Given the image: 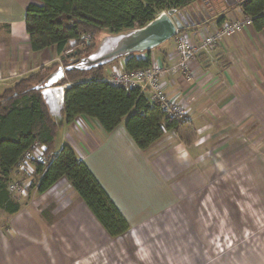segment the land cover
Segmentation results:
<instances>
[{"label":"crops","instance_id":"0c3cea01","mask_svg":"<svg viewBox=\"0 0 264 264\" xmlns=\"http://www.w3.org/2000/svg\"><path fill=\"white\" fill-rule=\"evenodd\" d=\"M32 1L0 0V95L18 82L50 69L40 83L31 87L42 88L44 104L59 124L52 155L66 144L72 146L130 229L117 238L110 237L63 177L43 194L36 189L27 191L23 199L30 196V201L22 204L23 199H18L21 210L17 214L0 210L2 248L8 247L11 231L29 227L32 219L55 222L60 215L70 217L71 229L75 230L70 233L72 237H135L148 225L170 218L167 214L175 207L196 205L200 194H205L211 171L215 214L221 216L222 207H229L231 212L239 204L236 195L243 197L246 189L261 199L264 208V30L258 32L253 25L246 26L210 54H197L188 69L163 74L160 80L169 98L184 102L188 108L196 138L187 144L171 130L142 150L126 129L127 117L111 132L85 115L67 122L64 93L74 82L63 84L65 72L56 46L32 50L25 23L26 8ZM242 1L198 0L177 11L204 12L205 19L183 28L196 41L197 33L204 28H221L247 17L239 5ZM175 45L174 37L154 49L153 60L162 67L170 66ZM125 63L123 58L108 64L105 77L114 67L125 69ZM23 176L18 167L11 177L17 182ZM51 204L53 219L48 220L43 212ZM35 207L37 214L30 211Z\"/></svg>","mask_w":264,"mask_h":264},{"label":"trees","instance_id":"16d2710c","mask_svg":"<svg viewBox=\"0 0 264 264\" xmlns=\"http://www.w3.org/2000/svg\"><path fill=\"white\" fill-rule=\"evenodd\" d=\"M196 1H32L26 8L25 18L32 50L39 52L56 46L65 72L63 84L74 82L64 93L67 122L85 115L95 118L106 132H111L127 117L126 129L142 150L150 148L171 130L191 144L196 138V129L190 120L165 119L160 105L138 87L117 86L106 81L105 68L111 63L81 68L79 61L83 53L94 48V38L100 32L120 35L144 27L162 12L181 10ZM239 5L252 19L255 30L263 31L264 0H244ZM154 49L144 52L146 58H138L140 53H134L118 60L126 59L128 72L144 69L152 65ZM49 71L24 79L0 95V210L11 215L21 210V203L10 190L11 183L15 182L12 172L20 166L25 152L38 144L45 148V163L32 161L34 175L27 191L36 189L43 194L61 178H67L107 234L117 238L127 232L130 225L86 163L68 144L52 155L59 124L51 118L44 104L42 88L31 87L40 83ZM25 177L24 174L17 182L22 184Z\"/></svg>","mask_w":264,"mask_h":264},{"label":"rangeland","instance_id":"374dc122","mask_svg":"<svg viewBox=\"0 0 264 264\" xmlns=\"http://www.w3.org/2000/svg\"><path fill=\"white\" fill-rule=\"evenodd\" d=\"M114 36L100 32L94 48L81 57L98 55ZM212 175V171L207 175L205 194H200L196 205L175 207L167 214L170 218L148 225L135 237H72L75 230L70 217L60 215L55 222L46 223L32 219L29 227L11 231L7 248L0 246V264H264L261 199L246 189L243 197L236 195L238 206L231 212L222 207L219 216L215 214ZM29 201L30 196L21 203ZM53 207L48 205L43 212L48 220L53 219ZM30 211L37 214L36 207Z\"/></svg>","mask_w":264,"mask_h":264},{"label":"built area","instance_id":"2783aa9c","mask_svg":"<svg viewBox=\"0 0 264 264\" xmlns=\"http://www.w3.org/2000/svg\"><path fill=\"white\" fill-rule=\"evenodd\" d=\"M250 25H252V19L245 17L244 19H237L226 23L221 28H204L197 33L196 41L187 32L178 30L175 49L170 55L172 60L170 66L162 67L152 58L151 66L134 72H128L125 69L114 67L105 80L112 85H122L128 88L138 87L141 92L147 94L153 101L160 105L165 119L189 120L188 108L185 103L173 101L169 98L161 83V76L170 71L174 72L188 69L190 62L197 54H210L226 38L235 37L246 26ZM137 57L146 58L147 54L141 52ZM44 151L45 148L43 146L35 144L25 152L19 167L26 177L22 184L13 182L10 185V190L14 192L18 199L27 194V189L33 179L34 167L32 161L45 163Z\"/></svg>","mask_w":264,"mask_h":264},{"label":"water","instance_id":"95a60500","mask_svg":"<svg viewBox=\"0 0 264 264\" xmlns=\"http://www.w3.org/2000/svg\"><path fill=\"white\" fill-rule=\"evenodd\" d=\"M205 19L201 10L178 12L171 9L161 13L144 27L131 30L112 38L110 43L98 55L80 59L81 68H92L129 56L134 53L150 51L174 38L178 30L195 25Z\"/></svg>","mask_w":264,"mask_h":264}]
</instances>
